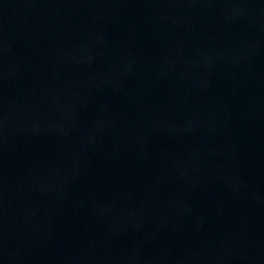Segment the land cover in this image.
<instances>
[{
	"label": "water",
	"instance_id": "water-1",
	"mask_svg": "<svg viewBox=\"0 0 264 264\" xmlns=\"http://www.w3.org/2000/svg\"><path fill=\"white\" fill-rule=\"evenodd\" d=\"M0 264H264V0H0Z\"/></svg>",
	"mask_w": 264,
	"mask_h": 264
}]
</instances>
